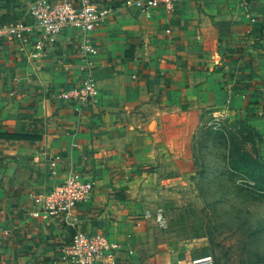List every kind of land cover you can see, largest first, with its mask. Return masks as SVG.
<instances>
[{
  "label": "crops",
  "instance_id": "0c3cea01",
  "mask_svg": "<svg viewBox=\"0 0 264 264\" xmlns=\"http://www.w3.org/2000/svg\"><path fill=\"white\" fill-rule=\"evenodd\" d=\"M33 1L0 0V25L30 22ZM92 1L113 9L90 34L92 72L77 29L42 49L37 33L0 37V264H66L60 249L76 228L123 243L131 233L129 264L139 261L145 212L196 174L187 139L222 117L264 121V0H185L150 16L127 0ZM89 74L95 100L60 97ZM75 171L96 181L76 227L32 217L34 195Z\"/></svg>",
  "mask_w": 264,
  "mask_h": 264
},
{
  "label": "rangeland",
  "instance_id": "374dc122",
  "mask_svg": "<svg viewBox=\"0 0 264 264\" xmlns=\"http://www.w3.org/2000/svg\"><path fill=\"white\" fill-rule=\"evenodd\" d=\"M203 127L186 143L193 158L185 165L196 174L151 208L163 209L167 226L149 218L143 254L132 264H188L206 255L211 264H264V121L222 117ZM144 255L152 259L142 262Z\"/></svg>",
  "mask_w": 264,
  "mask_h": 264
},
{
  "label": "built area",
  "instance_id": "2783aa9c",
  "mask_svg": "<svg viewBox=\"0 0 264 264\" xmlns=\"http://www.w3.org/2000/svg\"><path fill=\"white\" fill-rule=\"evenodd\" d=\"M185 0H127V6H132L146 16L155 10L163 8L174 11ZM30 22L18 21L0 26V37L25 40L27 33H37L36 48L42 49L51 36L58 35L64 28L77 29L83 35L80 43L82 69L92 72L91 56L96 52L90 34L100 22L105 21L113 13L111 7L102 6L92 0H83L76 4L71 0H34L29 10ZM99 88L92 74L85 77L79 87L66 89L60 97L67 100H95ZM96 187V181L81 172L71 173L62 183L48 193L34 195L39 209L30 211L32 217L46 219L56 218L65 226L75 228L71 220L78 206L88 200ZM145 218H155L160 226H167V218L162 208L155 213L146 211ZM133 235H127L128 242L123 243L113 239L107 232H87L75 229L69 242L62 245L60 258L66 264H129L134 254ZM212 256L194 259L188 264H211ZM180 264H182L180 262Z\"/></svg>",
  "mask_w": 264,
  "mask_h": 264
},
{
  "label": "trees",
  "instance_id": "16d2710c",
  "mask_svg": "<svg viewBox=\"0 0 264 264\" xmlns=\"http://www.w3.org/2000/svg\"><path fill=\"white\" fill-rule=\"evenodd\" d=\"M1 26V25H0ZM37 136V135H36ZM257 136H258V138L262 141L263 140V136H262V134L260 133V132H258V134H257ZM258 162H256L255 164H257ZM259 164V163H258ZM229 166V165H228ZM230 167V166H229ZM230 169L231 170H235L236 168H234V167H230Z\"/></svg>",
  "mask_w": 264,
  "mask_h": 264
}]
</instances>
